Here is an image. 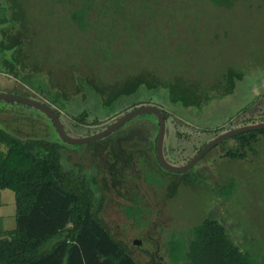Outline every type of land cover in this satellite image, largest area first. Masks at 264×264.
<instances>
[{
    "label": "rangeland",
    "instance_id": "1",
    "mask_svg": "<svg viewBox=\"0 0 264 264\" xmlns=\"http://www.w3.org/2000/svg\"><path fill=\"white\" fill-rule=\"evenodd\" d=\"M121 1L123 22L114 19L117 14L109 9L85 34L74 30L72 38L67 35L73 29L68 14L55 9L58 0H0L4 93L58 111L66 132L74 137L96 134L135 108L153 105L165 110L169 117L164 156L175 166L184 165L222 132L264 122L263 1L238 3L230 10L214 9L207 0H142L146 10L140 8L141 0ZM173 1L178 6L172 10L165 2L172 5ZM5 30L22 32L18 49L5 50ZM230 69L242 74V81L226 98L216 99V87L225 86ZM140 71L150 72L166 85L193 84L197 87L192 90L211 99L200 109L190 106L184 112L179 103L170 102L162 84L156 90L140 89L131 97H121L110 109L100 105L98 93L91 89L96 84L93 79L108 85ZM245 83L246 88H238ZM61 90L67 97L75 96L63 99ZM82 94L88 97L86 102ZM0 103L13 109L11 124L6 130L1 123L0 129L12 133V128H22L25 135L16 136L57 139L41 111L21 103ZM216 117L219 120L211 122ZM157 131L154 118L141 115L108 138L76 145L58 142L67 169L82 166L81 175L95 178L98 219L112 237L141 264H182L184 254L173 255L175 259L169 247L181 248L190 228L211 217L224 225L231 240L243 241L253 257L264 259V135L241 159L225 156L238 143L227 139L189 171L170 173L152 154ZM145 133L151 143L148 149ZM113 146H119L115 164ZM103 181L107 189L101 186ZM15 210L14 193L4 190L0 230L15 227Z\"/></svg>",
    "mask_w": 264,
    "mask_h": 264
},
{
    "label": "trees",
    "instance_id": "2",
    "mask_svg": "<svg viewBox=\"0 0 264 264\" xmlns=\"http://www.w3.org/2000/svg\"><path fill=\"white\" fill-rule=\"evenodd\" d=\"M207 1L213 8L224 10H230L238 3H255V0ZM121 3V0H58V7L55 9L68 14L67 21L73 25V29L67 31V35L74 38L75 31L78 35L85 34L87 29L96 24L97 17L103 20L109 9L116 12L117 16H112L114 19L123 22ZM165 3L172 10L177 9L178 1H173L172 5ZM141 7L148 9L142 0ZM16 33L11 34L9 30L3 33L2 39L8 40L5 41L8 51L18 49L21 43L22 32ZM93 81L97 84L93 88L99 93L105 107H111L121 97L133 96L140 89L156 90L162 84L163 89H167L169 93L170 102L179 103L184 112H189L190 106L200 109L211 99L203 98L196 89L192 90L197 87L193 84L189 85L191 89L182 82L166 85L146 71L129 74L123 81L119 78L108 85L100 84L99 80ZM241 81L242 74L230 69L224 80L225 86L222 89L216 87V99L226 98L233 93L236 83ZM245 86L246 83L238 88ZM160 110L167 120L169 113ZM194 113L198 115L196 110ZM151 116L158 128L157 120ZM80 123H83L82 119ZM143 135L148 149L151 143L147 134ZM261 135H264V130L232 137L238 142L237 147L229 149L225 156L231 159L243 158L245 150H253ZM110 136L112 134L108 137ZM155 140L156 138L152 150L154 157ZM0 148V191H12L16 206L15 227L0 231V264H140L98 219L95 178L87 179L81 175L82 166H77V170L67 169L61 161V145L58 142L23 139L0 129ZM114 150L115 148L110 153L117 158ZM237 241L240 242L239 245ZM237 241L231 240L222 223L208 217L190 228L189 238L184 244H180L181 248L169 247V254L175 258L173 255L183 253L182 264H264V259L259 255L256 258L251 255L249 246L243 247V241Z\"/></svg>",
    "mask_w": 264,
    "mask_h": 264
},
{
    "label": "water",
    "instance_id": "3",
    "mask_svg": "<svg viewBox=\"0 0 264 264\" xmlns=\"http://www.w3.org/2000/svg\"><path fill=\"white\" fill-rule=\"evenodd\" d=\"M0 100L2 101H8V102H15V103H21L24 105H28L32 108H35L39 111H41L43 114H45L50 120L51 123L55 129V132L57 134V137L61 140L63 143L67 144H87L91 142H95L98 140H101L110 134L114 133L121 127H123L125 124H127L129 121L134 119L135 117L141 116V115H153L158 123V131L157 136L155 140V157L158 162V164L167 172L170 173H183L186 171H189L192 169L193 166H195L211 149H213L218 144L222 143L223 141L232 138L236 135L247 133L251 131H259L264 130V122L261 123H255V124H249L244 125L241 127L233 128L230 130H227L216 137H214L211 141H209L206 145H204L188 162H186L184 165L175 166L170 164L167 159L164 156V140H165V134H166V120L162 113V111L154 106L147 105L139 108H135L128 113H126L124 116L119 118L117 121L113 122L111 125L106 127L104 130L97 132L96 134L86 136V137H74L70 136L68 133H66L64 126L61 122V119L59 116L49 107L46 105L37 102L31 98L23 97V96H17L13 94L8 93H0Z\"/></svg>",
    "mask_w": 264,
    "mask_h": 264
},
{
    "label": "crops",
    "instance_id": "4",
    "mask_svg": "<svg viewBox=\"0 0 264 264\" xmlns=\"http://www.w3.org/2000/svg\"><path fill=\"white\" fill-rule=\"evenodd\" d=\"M2 24H4V22H2ZM2 24H0V26H2ZM2 28V27H1ZM5 48H6V46H5ZM6 51H8L7 50V48L5 49ZM1 70H0V75H1ZM3 82H4V80H0V84L2 85L3 84ZM90 87H91V85H89ZM247 87V84H246V86H245V88ZM93 90V92H94V94H95V92L96 93H98L97 91H95V89L93 88V87H91ZM5 89L6 88H2V86H0V93H4V91H5ZM77 90H78V92H80V90H79V88H77ZM63 90H61V93L63 94V99H66V100H68V101H70V99H71V97L70 96H75V95H70L69 97H67L65 94H64V92H62ZM80 97H81V95H80ZM87 98H86V95L85 94H82V97H81V100L82 101H84V100H86ZM98 99H99V102H100V105H103V102H102V99L100 98V96H99V93H98ZM104 106V105H103ZM105 107V106H104ZM12 107H10V104L9 103H0V116L2 115L3 116V118L2 117H0V124L1 123H4V125H5V127H6V130H7V126H9L11 123V120H10V118H11V115H13V109H11ZM106 109L107 108H109L110 109V107H105ZM84 110V109H83ZM8 120V121H7ZM216 120H219V119H217V117L216 118H214V120H211V122L212 121H216ZM62 122V121H61ZM62 124H63V122H62ZM64 125V124H63ZM13 129V131L14 132H12V134L14 135V133H15V135H17V134H21V135H25V131L23 130V132H22V128H21V130H18V131H16L15 130V128H12ZM64 129H65V131H67L66 130V128H65V125H64ZM55 132V131H54ZM55 134V133H54ZM20 138H23V139H25V137H20ZM58 139H56V137L55 138H53V140L52 141H56V142H60L59 140L57 141ZM62 144V143H61ZM60 144V145H61ZM1 149V148H0ZM4 190H2V191H0V193H2ZM0 231H4V230H0ZM133 257V256H132ZM140 263V262H139ZM141 264V263H140Z\"/></svg>",
    "mask_w": 264,
    "mask_h": 264
},
{
    "label": "flooded vegetation",
    "instance_id": "5",
    "mask_svg": "<svg viewBox=\"0 0 264 264\" xmlns=\"http://www.w3.org/2000/svg\"><path fill=\"white\" fill-rule=\"evenodd\" d=\"M92 89V88H91ZM93 90V89H92ZM90 91V90H89ZM28 98V97H27ZM87 99H88V97H86ZM86 99V100H87ZM86 100H84L85 102H86ZM35 101H37V100H35ZM37 102H40V101H37ZM85 102H84V104H85ZM41 103V102H40ZM43 104V103H42ZM45 105V104H44ZM28 106V105H27ZM47 106V105H46ZM151 106H153V105H151ZM30 107V106H29ZM48 107V106H47ZM143 107V106H142ZM155 107V106H154ZM50 108V107H49ZM51 109V108H50ZM53 110V109H52ZM85 110V109H84ZM56 114H58V116H59V118H60V114H59V112L58 111H55V110H53ZM50 120V119H49ZM51 121V120H50ZM64 126V125H63ZM244 126V125H243ZM124 127V126H123ZM54 128V127H53ZM122 128V127H121ZM120 128V129H121ZM233 129V128H232ZM119 130V129H118ZM54 131H55V129H54ZM56 133V132H55ZM67 133V132H66ZM223 133V132H222ZM221 134V133H220ZM243 134V133H242ZM57 135V134H56ZM240 135V134H239ZM237 136V135H236ZM57 139L58 140H60L58 137H57ZM229 139H231V138H229ZM57 140V141H58ZM206 145V144H205ZM115 148V150H114V152H116L117 151V148H119V146H117V147H115V146H113L112 148H111V150L110 151H112V149H114ZM116 154L114 153V156H115ZM117 158H114V163L113 164H115L118 160H119V158H118V156H116ZM110 166V171L111 170H113L112 168H114V166L111 164V165H109ZM193 168V167H192ZM82 170H83V168H82ZM109 171V172H110ZM109 174H111V173H109ZM114 174V171L112 172V174L111 175H113ZM95 176V175H94ZM102 187H104V188H106V184H105V182L103 181V183H102V185H101ZM107 189V188H106Z\"/></svg>",
    "mask_w": 264,
    "mask_h": 264
}]
</instances>
